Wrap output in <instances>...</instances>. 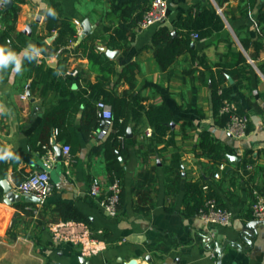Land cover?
<instances>
[{"label": "crops", "instance_id": "obj_1", "mask_svg": "<svg viewBox=\"0 0 264 264\" xmlns=\"http://www.w3.org/2000/svg\"><path fill=\"white\" fill-rule=\"evenodd\" d=\"M52 2L59 4L63 17L73 21L80 34L86 20L92 27L89 36L99 35L113 24L107 19L110 0H12L10 7L17 6V18L3 12L5 28L0 31V45L23 55L22 50L29 44L42 43L40 54L35 57L38 64L44 65L45 73L48 69L56 70L60 60L55 55L46 56L43 51L48 49L42 38H46L47 44L54 38L48 37L46 30ZM167 3L163 23L173 32L175 22L195 5H217L215 0H167ZM246 8L245 0L227 1L220 9L227 15L223 16L224 31L199 41L191 36V51L205 54L209 68L193 62L192 52L187 51L169 71L161 70L152 48L157 26L137 27L126 54L118 50L119 55L114 59L117 74L110 89L117 95L125 91L139 94L146 107L168 105L174 115L173 145L163 142L151 149L150 137L146 136L151 128L146 121L138 124L136 131L133 126L137 123H128L133 138H127L129 141L124 146L119 142L122 153L113 145L115 129L99 143L95 135L83 132L85 106L77 101L72 103V114L67 115L61 129H48L45 115L50 112L55 116L63 110L64 97L52 87L57 81L54 75L49 72L43 80L44 73L38 74L28 66L27 56L23 58L20 74L11 69L0 72V106L5 110L0 115V148H9L18 156L15 160L0 161V180H6L15 191L30 174L52 163L50 174L54 184L53 194L43 203L27 202L25 198L29 195L18 193L22 199L12 205L5 203L0 185V264H126L133 259L139 264H264V223L255 221L251 212L254 191L264 195V72L260 69L264 67V25L259 23L264 0H258L252 10L244 13ZM243 40L250 45V52L244 49ZM257 41L263 46L260 50L254 46ZM78 44L77 40L75 45ZM238 52L252 66L245 80L229 72L241 67L235 55ZM130 63L137 65L133 84L121 77ZM67 69L78 70L86 81H97L96 74L89 71L86 58H70ZM219 71L225 74L227 86L233 87L239 110L250 120L248 135L239 140L218 124L214 111L212 75L218 79ZM59 73L65 77L62 71ZM77 88L74 86L75 91ZM202 131H209L217 142L232 150L224 169L218 170L209 158L198 156ZM47 134L49 140L43 144ZM65 145L75 149L70 148V157L62 153L59 159L56 148L62 150ZM41 146L44 152L38 149ZM176 152L182 165L179 183L172 182L175 175L169 166ZM52 156L56 157L55 161ZM231 156L238 160H231ZM246 164L253 168L247 169ZM113 167L123 169L119 179V214L114 218L90 194L92 187L98 185L101 197L108 196L109 185L117 178L111 171ZM225 168L227 171L223 172ZM202 178L213 187L221 203L234 212L235 218L229 226L212 225L199 214L185 213V184ZM17 204L28 206L31 211L38 209L40 214L39 220L21 214L15 229L16 239L8 231ZM61 204L74 207L87 220L82 223L106 241L107 249L103 253L86 258L74 245L53 239L48 224L58 216Z\"/></svg>", "mask_w": 264, "mask_h": 264}, {"label": "trees", "instance_id": "obj_2", "mask_svg": "<svg viewBox=\"0 0 264 264\" xmlns=\"http://www.w3.org/2000/svg\"><path fill=\"white\" fill-rule=\"evenodd\" d=\"M151 1L152 0H110V11L107 15V19L111 20L113 24L105 27L103 32L99 35L85 37L78 45H75L80 35L77 26L70 19L63 17L59 4L56 2L51 3L50 9H53L57 15L54 18L47 13L46 30L49 33L48 37L54 38L50 44H47L45 37L42 38L45 47L48 49L47 51H43L46 56L56 55L59 52L61 54L59 67L56 70L48 69L47 72L52 73L56 78L57 81L52 83V87L61 91L64 98L61 103V107H63L62 111L60 110L55 116L50 112L45 115V126H47L48 129H61L66 123L67 115L69 116L72 114V103L77 101L76 103H79V105L83 104L85 106L82 114L83 132H88L92 134L93 137L95 131L100 128L99 126H101L102 123L97 103L100 100H104L109 103L113 109L114 129L117 130L113 134V145L117 151L122 153V150L119 148L120 141L118 140V135H126V129L130 121L137 123L133 126L135 131L139 127L138 124L143 121L147 122L152 129V135L148 140L151 149L153 146H157L163 142H165L166 145L174 144V131L171 125L174 121V115L169 106L163 104L146 107L142 104L143 99L139 94L131 91H125L122 95H117L110 89L113 78L117 74L116 61L101 50L102 44L108 49L121 50L126 54L130 43L135 37L139 22L150 8ZM227 1L229 0H215L219 9H223ZM245 2L247 10L244 13H246L248 9L252 10L258 0H245ZM4 12L11 13L16 19L18 8L17 6H12L9 9L6 8ZM223 16L227 17L226 11L219 13L218 9L213 5L203 7L197 4L175 22L174 32L176 36L173 35L172 28L164 23L157 25L152 36V48L161 70L169 71L180 55L187 51H191V35L193 33L198 35L197 40L199 41L207 39L215 33L224 31L226 29V21ZM259 23L264 25V12L259 16ZM241 42L244 49L250 52V45L247 41L243 40ZM254 44L256 50H260L263 47L258 41ZM37 47L41 50L42 43H39ZM191 52L193 62L196 61L199 66L209 68L205 54H198L195 50ZM235 55L241 67L234 68V70L229 72L234 77L245 80L252 66L248 63L247 57L242 53L238 52V54ZM250 55L254 58V55ZM72 57H82L88 60L89 71L95 73L97 76V81L95 83L84 80L81 73L77 76L67 74V64ZM28 66L32 71H36L38 74L44 73L43 80L48 74L43 71V69H45L44 65L38 64V59L35 56L28 60ZM136 68L137 65L135 63H130L123 69L121 77L130 84H133L132 80ZM260 69L264 72V67ZM60 71L64 73L65 77L59 76ZM82 80L83 83H81ZM76 85L78 86L77 91L74 89ZM220 90L222 91L221 93ZM211 91L214 111L219 118L218 124L225 128L230 119L228 115L220 114L222 101L223 99H230L236 102L237 98L233 94V87L227 86V78L223 71L218 72V79L214 78L212 75ZM67 97L69 98L66 99ZM241 114L245 113L241 112ZM249 130L250 128L248 132ZM48 140L49 134H47V137L43 140V144L47 143ZM128 141L129 140L126 139L125 144L128 143ZM74 146L75 148L78 147L77 140L74 141ZM74 146H70L73 151L75 149ZM199 146L201 153L198 156L209 158L218 170L220 166L229 161L228 157L232 153V150L227 146L217 142L209 131L201 132ZM49 147L54 149V147ZM42 148L43 146L38 147L41 152H44ZM170 162V169L175 175L172 182L179 183V180L182 178L180 154L178 152L174 153ZM111 171L116 173L118 179H121L123 176L122 168L113 167ZM226 171L227 168H225L223 172ZM114 179L115 178H113L111 182H113ZM210 201H214L219 208L227 209L224 204L221 203L213 187L207 184L204 178L198 181H190L185 184L184 204L185 213L187 215L199 214L202 209H207V205ZM16 208L17 212L8 233L17 239L18 235L15 229L19 224L21 214L33 218L34 213L31 209H27L29 208L28 206L22 204H17ZM57 213L58 216L51 222L61 220L87 222L83 215L70 205L61 204L57 209Z\"/></svg>", "mask_w": 264, "mask_h": 264}, {"label": "built area", "instance_id": "obj_3", "mask_svg": "<svg viewBox=\"0 0 264 264\" xmlns=\"http://www.w3.org/2000/svg\"><path fill=\"white\" fill-rule=\"evenodd\" d=\"M8 2L9 0H0V31L5 28L2 15ZM167 12V0H152L150 8L139 22L138 28L148 29L163 23L166 19ZM191 36L194 39H198L196 33H193ZM55 56L60 58V52ZM67 74L77 76L78 70H70ZM221 92L220 90V93ZM23 98H26V96L24 95ZM97 108L104 126L99 132L95 133V138L99 143H102L114 130V114L112 106L104 100L98 101ZM220 114L229 116L230 120L225 128L232 138L239 140L248 135L249 117L246 114H241L236 102L230 99H223ZM151 135L152 130L148 129L146 131V136L150 137ZM126 139L127 137L125 134L118 135V140L123 146L125 145ZM62 153L70 157V147L66 145L63 146ZM51 159L55 161L56 157L52 156ZM52 167V163H48L45 169L30 174L24 181L16 186L15 191L23 195L36 196L44 202L54 191V184L50 174ZM220 168L224 169V165ZM252 168V165H247V169ZM219 176V172L215 173L216 178ZM108 190V196L102 198L99 186L94 185L90 194L98 200L101 208H103L110 217L114 218L119 214L121 201L120 180L115 178L113 182L110 183ZM254 197L251 205L252 217L255 221L264 223V195L258 191H254ZM33 213L34 219L38 220L40 214L39 210L34 209ZM199 215L207 223L223 227L229 226L235 218L232 210L219 208L214 201H210L207 205V209H202ZM48 229L54 240L60 243L74 245L83 257L92 258L98 256L107 249L106 241L97 237L85 223L61 220L49 223Z\"/></svg>", "mask_w": 264, "mask_h": 264}, {"label": "clouds", "instance_id": "obj_4", "mask_svg": "<svg viewBox=\"0 0 264 264\" xmlns=\"http://www.w3.org/2000/svg\"><path fill=\"white\" fill-rule=\"evenodd\" d=\"M48 14L56 17V12L53 9H48ZM21 53V52H20ZM15 52L7 45H0V72L11 69V72L20 74L22 72L23 58L27 56L31 59L33 56L38 57L40 48L29 44L24 50L23 55ZM5 114L3 106H0V115ZM18 159V156L9 148H0V161H8Z\"/></svg>", "mask_w": 264, "mask_h": 264}, {"label": "water", "instance_id": "obj_5", "mask_svg": "<svg viewBox=\"0 0 264 264\" xmlns=\"http://www.w3.org/2000/svg\"><path fill=\"white\" fill-rule=\"evenodd\" d=\"M12 5V0H9L8 4H7V8L10 7ZM216 8L218 9L219 13H221V10L218 8V6L216 5ZM81 28H82V33L79 35V38H78V43L82 42L85 37L89 36L91 33H92V27L89 23L88 20L84 21L81 25ZM173 35L176 36V33L173 32ZM194 46V44H193ZM101 50L103 52H105L111 59H116L119 55V51L118 50H111V49H108L106 47H102ZM230 81H232L231 77H229ZM175 123L172 122V126H174ZM104 126V123L102 122L101 123V126L100 128L98 129L97 132H99L101 130V128H103ZM126 137L128 139L130 138H133V131L131 128H128L127 129V132H126ZM56 151H57V156L59 159L62 158V150L60 147H57L56 148ZM231 160H238L237 157L235 156H231L230 157ZM0 185L2 186L3 190H4V200H5V203L8 204V205H12L13 203L15 202H20L21 199H22V196L19 195L18 193H16L12 187L8 184V182L6 180H0ZM25 201L27 202H33V203H42L43 201L36 197V196H27L25 198ZM126 264H139L138 261L136 259H133L131 261H129L128 263Z\"/></svg>", "mask_w": 264, "mask_h": 264}]
</instances>
